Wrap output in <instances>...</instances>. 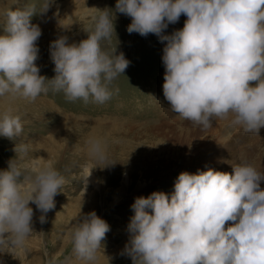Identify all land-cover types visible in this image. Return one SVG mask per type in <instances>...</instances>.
<instances>
[{"label":"clouds","instance_id":"obj_1","mask_svg":"<svg viewBox=\"0 0 264 264\" xmlns=\"http://www.w3.org/2000/svg\"><path fill=\"white\" fill-rule=\"evenodd\" d=\"M49 7L45 4L39 15ZM115 10L131 18L129 34H155L166 42L163 95L172 113L203 128L231 118L234 127L259 135L264 128V0H117ZM35 15L33 7L6 14L0 96L34 102L48 92V80L70 102L110 100L109 85L130 62L117 49L110 55L101 48L115 31L108 14L93 17L94 26L83 27L88 35L79 43H69L67 36L50 43L51 79L40 75L36 63L42 30L31 22ZM181 15L187 17L184 27L165 35ZM22 131L20 117L4 112L0 136L13 139ZM89 145L90 154L103 160L102 142L90 140ZM262 181L264 173L244 163L234 165L233 173L181 172L171 194L155 191L135 199L122 254L132 264H264ZM64 183L51 165L41 167L37 160L21 169L11 160L0 172V243L21 246L32 231L30 203L46 222ZM109 231L95 211L83 214L71 233L73 253L95 260Z\"/></svg>","mask_w":264,"mask_h":264},{"label":"rangeland","instance_id":"obj_2","mask_svg":"<svg viewBox=\"0 0 264 264\" xmlns=\"http://www.w3.org/2000/svg\"><path fill=\"white\" fill-rule=\"evenodd\" d=\"M116 3L117 0H0V35L4 34L8 11L35 9L37 15L31 22L42 30L36 61L41 76H55L50 43L61 36H67L69 43L86 39L83 27H93L92 18L104 12L113 20L115 31L110 41H101L102 50L111 55L117 49V54L122 52L130 62L124 74L109 85L112 96L103 104L91 99L87 104L83 100L70 102L63 91H54L48 80V92L41 93L34 102L14 94L0 96V117L10 111L20 117L23 125L22 133L13 139L0 136V172L8 169L11 160L21 169L38 160L41 167L51 165L65 180L46 222H40L42 213L36 205H29L34 213L32 231L21 246L0 243V264H132L131 258L122 253L130 239L128 224L137 197H147L155 191L171 194L181 172L219 170L216 162L224 152L213 154L211 164L205 168L204 161L196 158L217 146L215 136L221 129L234 138L231 141L236 143V164L243 163V155L248 152L232 135L231 118L214 120L208 128H201L203 131L193 143L186 144V135L182 137L179 128L187 132L201 126L172 113L164 98L162 55L166 42L161 43L155 34H129L131 18L117 12ZM45 4L50 6L48 11L39 15ZM186 19L181 15L164 34L182 29ZM159 128L163 130L159 132ZM180 134L181 139L175 140ZM253 134L257 146L252 165L264 157V128L259 135ZM90 140L102 142L103 160L90 154ZM163 177L165 184L159 186ZM93 211L109 224L110 231L95 260L85 261L73 253L71 233L79 218Z\"/></svg>","mask_w":264,"mask_h":264},{"label":"bare ground","instance_id":"obj_3","mask_svg":"<svg viewBox=\"0 0 264 264\" xmlns=\"http://www.w3.org/2000/svg\"><path fill=\"white\" fill-rule=\"evenodd\" d=\"M229 119V118H228ZM227 119V120H228ZM229 121H231V120H229ZM231 123V122H230ZM229 123V124H230ZM202 128V126L201 127H199V129L198 128H194L193 127V129H191V130H189V131H187V132H184L185 131V129H183V128H179V131L182 133V137H183V135H186V137H185V142H186V144H188V143H193V141H194V138H196L197 136H198V134H200V132H202L203 130L201 129ZM228 128H230V127H228ZM204 129V128H203ZM231 129V131H233V129H234V131H233V134L232 135H235L234 137H235V139H236V141L237 140H239V141H241V143L240 144H242V146H243V148L244 149H246L248 152L247 153H245L244 155H243V163L244 164H248V165H251V166H253L255 169H257L258 171H260V172H262V173H264V165L262 166V164H264V157H259L260 158V160L259 159H257L259 162H257L256 160V163L254 164V165H252V159H253V155H254V152L256 151L255 149H256V142H255V139H254V134L253 133H246V132H244L243 131V129L242 128H239V127H233L232 126V128H230ZM163 130V128H159V132L160 131H162ZM228 133H230V132H228ZM210 135V134H209ZM256 135V134H255ZM200 136V135H199ZM203 136V135H202ZM212 136V135H211ZM210 136V137H211ZM174 137V136H173ZM213 137V136H212ZM256 137V136H255ZM214 138V137H213ZM212 138V139H213ZM264 138V137H263ZM179 139H181V134H180V136H176L175 137V140H179ZM197 139V138H196ZM211 139V140H212ZM234 138L233 137H231V136H229V134H227V132L224 130V129H221L218 133H216V136H215V140L217 141V144H215L216 142L215 141H212V142H215V143H213V144H215V148H212V151L211 152H209V153H206V154H202L200 157H197L196 159H201V160H203L204 162H202V166L205 168V166L206 165H210L211 164V159H212V155L213 154H216V155H218L219 153H223V154H221V155H218V157H219V160H218V162H216V164L218 165V169L219 170H217V171H221V172H226V173H233V166L234 165H236V156H235V152H233V145L234 144H236L235 143V141H231V140H233ZM210 140V139H209ZM260 142H262V141H260ZM203 143H205V142H203ZM258 143V142H257ZM210 144H212L211 142H210ZM212 144V145H213ZM239 144V145H240ZM204 146H202V147H200V148H203ZM237 146H235V148H236ZM263 149V148H262ZM236 151V150H235ZM234 153V154H233ZM237 153V152H236ZM197 154V152H194L193 153V155H196ZM257 155V154H256ZM256 157V156H255ZM256 158H258V156L256 157ZM217 160V159H216ZM149 165V164H148ZM148 165L146 164V166L148 167ZM187 165V164H186ZM145 166V167H146ZM142 167H144V165L142 166ZM141 167V168H142ZM171 167H172V165H171ZM224 167V169H222ZM157 170V169H156ZM200 171H202L201 169H200ZM198 172V170H196L195 171V173H197ZM150 173V172H149ZM148 173V174H149ZM194 173V174H195ZM153 174V173H152ZM151 174V175H152ZM168 175V174H167ZM164 176V175H163ZM144 177V176H143ZM149 177V176H148ZM152 177V176H151ZM169 178V177H168ZM159 180H161L160 181V183H159V186L162 184H165L164 183V177L163 178H161V179H159ZM260 187H261V189H264V181H262L261 182V185H260ZM141 188V187H140ZM32 203H30V205H31ZM230 224H231V222H229V224H226V226L225 227H228V226H230ZM5 235H7V233L5 234Z\"/></svg>","mask_w":264,"mask_h":264}]
</instances>
